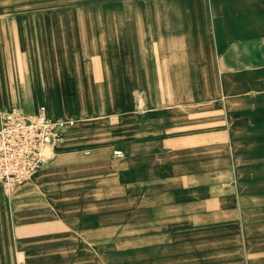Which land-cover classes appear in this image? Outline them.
Listing matches in <instances>:
<instances>
[{
    "label": "crops",
    "instance_id": "1",
    "mask_svg": "<svg viewBox=\"0 0 264 264\" xmlns=\"http://www.w3.org/2000/svg\"><path fill=\"white\" fill-rule=\"evenodd\" d=\"M41 104L15 264H264V0H0V121Z\"/></svg>",
    "mask_w": 264,
    "mask_h": 264
},
{
    "label": "built area",
    "instance_id": "2",
    "mask_svg": "<svg viewBox=\"0 0 264 264\" xmlns=\"http://www.w3.org/2000/svg\"><path fill=\"white\" fill-rule=\"evenodd\" d=\"M74 125V118L50 117L43 104L32 112L13 108L4 113L0 121V183L12 189L27 181ZM113 155L119 156L121 151L113 150Z\"/></svg>",
    "mask_w": 264,
    "mask_h": 264
},
{
    "label": "rangeland",
    "instance_id": "3",
    "mask_svg": "<svg viewBox=\"0 0 264 264\" xmlns=\"http://www.w3.org/2000/svg\"><path fill=\"white\" fill-rule=\"evenodd\" d=\"M76 139L74 137H68L65 136L62 138L61 142L56 144L55 146H53V150L50 151V163L48 164V166H46L47 168L54 166V165H61V166H66L68 160L70 159H74L75 157H77L76 154L72 155L73 151L70 150H65V148L71 147L72 145L75 144ZM113 149H117V147H114ZM112 149V150H113ZM79 154V153H77ZM44 167V168H46ZM43 168V169H44ZM42 170V169H41ZM41 170H39L38 172H36L35 174L39 173ZM32 175L28 180H32L34 178V176L36 175ZM15 188L12 189H7L5 188V186H3L2 183H0V189L3 190L4 192V196H7L6 198L8 199L9 197L11 198V200L9 201L11 203V205H14L15 203V199H17L20 196H15ZM20 188V187H19ZM18 188V189H19ZM13 192V193H12ZM52 205V203L50 204ZM9 210H7V221H6V228L7 229V234L5 236V238H0V253L4 254L6 256V260L4 261L2 264H15L14 260L12 258V254H15V249H14V244H13V238H12V227H13V223L12 220L10 219V217H12L13 215V209L12 208H8ZM6 230V229H5ZM22 252H18V254H21Z\"/></svg>",
    "mask_w": 264,
    "mask_h": 264
},
{
    "label": "bare ground",
    "instance_id": "4",
    "mask_svg": "<svg viewBox=\"0 0 264 264\" xmlns=\"http://www.w3.org/2000/svg\"><path fill=\"white\" fill-rule=\"evenodd\" d=\"M47 163H45L39 170H41V169H43V167H46V166H48V164L50 163V160L48 159V161H46ZM39 170H37V171H35L32 175H34L36 172H38ZM31 175V176H32ZM30 176V177H31Z\"/></svg>",
    "mask_w": 264,
    "mask_h": 264
}]
</instances>
